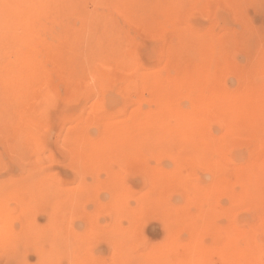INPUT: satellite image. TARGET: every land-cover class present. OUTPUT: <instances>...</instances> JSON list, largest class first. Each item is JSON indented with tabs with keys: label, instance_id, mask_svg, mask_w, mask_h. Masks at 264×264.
Masks as SVG:
<instances>
[{
	"label": "rangeland",
	"instance_id": "obj_1",
	"mask_svg": "<svg viewBox=\"0 0 264 264\" xmlns=\"http://www.w3.org/2000/svg\"><path fill=\"white\" fill-rule=\"evenodd\" d=\"M0 264H264V0H0Z\"/></svg>",
	"mask_w": 264,
	"mask_h": 264
}]
</instances>
